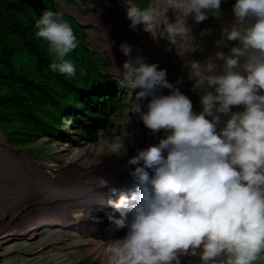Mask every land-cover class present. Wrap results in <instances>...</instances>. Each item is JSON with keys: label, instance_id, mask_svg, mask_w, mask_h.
Instances as JSON below:
<instances>
[{"label": "clouds", "instance_id": "clouds-1", "mask_svg": "<svg viewBox=\"0 0 264 264\" xmlns=\"http://www.w3.org/2000/svg\"><path fill=\"white\" fill-rule=\"evenodd\" d=\"M222 2L163 0L160 6L155 0L147 7L133 0L122 3L130 28L142 25L154 39L166 37L183 55L199 47L189 35L186 19L193 15L199 23L210 14L219 19L229 8L222 10ZM231 6L235 19L221 29L231 42L225 52L216 53L222 61L219 68L212 58L187 63L192 90L204 93L198 113L193 110L197 97L175 88L158 63L139 54L133 57L132 46L120 44L129 58L122 68L116 66L119 82L135 91L130 112L138 114L150 130L145 135L152 133L155 143L128 158V165L135 166L132 181L95 200L107 210L101 214V224L93 218L97 210L92 213L95 224L88 234H105L115 223L119 226L111 229V235L126 231L122 239L110 242L115 264H181L182 256L199 257L200 264L264 261V0H235ZM169 9L176 14L175 22L165 15ZM162 22L165 26L160 29ZM35 27V36L48 42L55 57L49 67L75 77V65L65 59L79 45L71 24L58 12L45 10ZM212 31L204 29L201 36ZM107 51L111 55L109 43ZM163 89L170 91L163 94ZM141 100H147L146 110ZM234 106L242 110L233 111ZM129 122L130 117L113 140L102 141L105 155L127 156ZM99 180L100 186H107L106 180ZM93 226L102 230L96 232ZM85 231L81 234L89 238Z\"/></svg>", "mask_w": 264, "mask_h": 264}, {"label": "rangeland", "instance_id": "rangeland-1", "mask_svg": "<svg viewBox=\"0 0 264 264\" xmlns=\"http://www.w3.org/2000/svg\"><path fill=\"white\" fill-rule=\"evenodd\" d=\"M67 1L69 4H67L64 0H53V3L50 0H41V8L44 7L46 9L47 7L48 10H53L54 7L52 5H54L58 10H62L65 13L73 16V18L80 24L88 26L89 28L86 30L88 38L85 40V43L89 45V48L93 52L94 59H99L100 64H102L103 61H106L108 63V67H106L107 69H101V71L104 74L109 75L111 78L117 79L119 81L116 66L122 68L124 59L122 58L123 55L121 54V50L119 49L120 47L117 45L118 43L116 41L121 39V37L126 38V36L124 35V33L128 34L126 24L124 21H122L123 19H117V21L121 20V22L118 21L116 26H119L121 28V30L123 31L121 33L123 34L120 33L119 38L115 36V34H112L114 32L110 28L107 33L111 36L112 39L109 40V36H107V33L103 30L100 31L101 28H97L95 19L92 16L101 14L106 25L110 27L111 24L115 21H112L114 19L113 16L115 15L114 8L118 7L119 4L125 5V3L118 2L117 4L112 5L107 1L101 3L102 0H98L99 2L95 1L94 3H89L90 0ZM133 1L141 7L150 6V4L148 5L147 3H144V0ZM234 1L235 0H223L221 8L223 9L224 5H228V10H232L231 4H233ZM153 2H155V0L151 1V5ZM228 10L222 13L220 19H222L223 15H225ZM74 11H78V16L75 15ZM174 18L176 19V14H172L169 21L174 22ZM215 19L216 17L211 14L209 15L208 19L199 23H196L191 15L186 19V25L188 27L191 24L193 27H196V36H192L194 37L193 43L195 45H200L204 37V35L201 36L202 30L208 29V26L212 24ZM164 26L165 25L162 22L159 25V28L163 29ZM128 37L131 38L129 34ZM128 40V42L130 43V39ZM159 40H166V42H164V48L163 50H161V52H167L169 53L170 58H175L170 61L172 68L168 67V65L166 66V62L164 63L166 66V68L164 69H167L166 79L170 83H172L175 88H179L186 95H189L192 98L197 97L196 112H200L202 109L200 97L204 93L200 90H192L194 80L188 79V66L187 63L184 64L181 59H179V54L177 51L178 45L171 44L170 41L164 36H160ZM108 43L111 45V50H115V53L117 54L116 56L119 59L118 61L114 60L113 55H110L108 53ZM191 60L200 61L199 48L195 52H190L189 61ZM184 66H187L186 70H184ZM162 91H164L163 94H168L170 90L165 89ZM195 93L197 94L195 95ZM126 95V101L124 100V105L122 107H120L118 103H116V106L118 105L117 108H119V116H111L110 121L103 126L101 125L100 128H98V130L93 133L94 136L92 137H86V139L79 138L78 132L70 130L68 128L66 131L61 133L57 140H54L51 137H41L32 142H25L23 144L14 146L8 143L3 133L0 131V143L3 147L10 151H14L19 155H27L30 158V162L27 164V167L30 168L32 172H34V168H39L42 169L47 175L54 176L62 173V171L67 168L70 169L71 165H75V168L73 169H77L76 171H82V169L91 170L92 166H101L105 164L106 161L104 160H108L110 157H116L114 155H105L106 145L102 141H111L115 137L120 135L129 117L130 122L126 125V130L127 134L131 137V141L137 139L135 135L139 137V134H143V136H145V133L150 131L144 126L137 113L130 112L132 106L136 102L135 91L127 88ZM140 104L142 110H146L147 100H141ZM232 110H242V106H234ZM7 137L11 139V136L9 135ZM126 138L127 136L125 137V139ZM0 158L1 160H3H0L1 187V180L3 177L1 173H4V170L10 169V166H15L16 162H14L11 158L7 159L8 157L3 158L2 155ZM98 160L99 163L97 165H94L95 161ZM17 164L18 167L22 166L19 161L17 162ZM22 171L25 173L23 176L25 177L24 184L27 183V186L33 185L37 187V184L35 185V182L36 180H38L39 176L33 175L31 172L27 173L24 169H22ZM20 177V172L11 171L10 179L12 182L9 179L8 184L13 183L14 181H16V179H20ZM8 203H10V198L8 197V195L1 194L0 224L1 220L3 221V223L11 221V219L19 214L20 210H22L26 206L32 205L34 203L37 204V200L32 201L30 198H20L14 205L10 206V204ZM89 221V225L95 224L93 221ZM65 232H62L61 236H58L56 239L52 240L47 238L45 239L44 237L47 232L46 230H41L38 234V238L28 242L27 244H23L22 241L17 240L9 242L11 244L8 243V245L5 244L0 247V264H110V260L115 261L112 252L106 255L102 252L93 250L90 240H88L87 237H84V235L80 233L81 231L78 232V230L73 231L72 229H70L66 230ZM90 232V230H86L85 235H88V233ZM105 234H102L101 236L108 237L107 234Z\"/></svg>", "mask_w": 264, "mask_h": 264}, {"label": "trees", "instance_id": "trees-1", "mask_svg": "<svg viewBox=\"0 0 264 264\" xmlns=\"http://www.w3.org/2000/svg\"><path fill=\"white\" fill-rule=\"evenodd\" d=\"M95 1L99 2L89 3ZM105 1L124 2L101 3ZM52 6L71 24L79 41L65 57L76 67L72 78L49 67L55 57L48 51V42L35 36V21L48 10L41 8V0H0V131L14 146L41 137L57 140L68 128L79 138L92 137L119 114L118 105L126 101L127 88L101 71L108 63L94 59L85 43L89 27Z\"/></svg>", "mask_w": 264, "mask_h": 264}, {"label": "bare ground", "instance_id": "bare-ground-1", "mask_svg": "<svg viewBox=\"0 0 264 264\" xmlns=\"http://www.w3.org/2000/svg\"><path fill=\"white\" fill-rule=\"evenodd\" d=\"M162 3L163 0H160V6H162ZM153 4L154 2L152 5ZM114 10L115 15L113 16L114 19L112 21H115L110 27L106 25L101 14L92 16L95 19L97 28H101L100 31L103 30L106 33L111 28L114 32L112 34H115V36L119 37L120 33L123 31L119 26H116L118 21L121 22V20L117 21V19H123L122 21L125 22L128 34L131 36V38L128 37L127 33H124L126 38L121 37V39L117 40V45L120 47L121 43H127L132 46L133 57L139 54L145 57L149 63H158L159 68L164 69L167 65L168 67L172 68L170 61L175 58H170L169 53L166 51V53L161 52V50L164 48V42H166V40L160 41L159 37L154 39L149 32L143 30L142 25H137L135 30L130 28L129 25L131 21L126 15V5L119 4L118 7L114 8ZM74 13L78 16V11H74ZM172 14H175L172 9H169L165 13L168 19H171ZM191 16L193 17V15ZM234 19L235 18L233 16L232 10H228L225 15H223L222 19L216 18L212 24L208 26V29H212L213 31L211 34L204 35L203 41L198 47L200 50L201 62H205L208 58H212L213 63L217 65V69L219 68V65L222 63V61L217 58L216 53L225 52L226 45L231 42L221 35V29L225 26H230ZM175 20L176 19L174 18V22ZM189 27L191 29L189 35L196 36V27L194 26V28L192 24L189 25ZM107 36H109V40L112 39L108 33ZM128 39H130V43L128 42ZM190 52L191 51H186L183 55L179 54V59H181L184 64L188 63ZM111 54L113 55L114 60H119L116 56L117 54L115 53V50H111ZM121 54L123 55L122 58L124 61L129 58L126 57L122 52ZM165 62L166 66L164 64ZM186 68L187 66H184V70H186ZM195 102L193 104L194 111L196 110ZM154 137L155 136H153L152 133L146 134L144 138L143 134H139L137 139L125 141L128 154L123 158L110 157L108 160H104L106 161L105 164L101 166H92L91 170L82 169V171H76L77 169H73L75 168V165H71L70 169L67 168L63 170L62 173L54 176L47 175L42 169L39 168H34V172H32L30 168L27 167V164L30 162V158L27 155H19L14 151L6 149L0 143V157L2 155L3 158L8 157L7 159L11 158L14 162H16L15 166H10V169L4 170V173H1L3 175L0 187L1 194L8 195L10 198V203L8 204H10V206L16 204L17 200L20 198H30L32 201L37 200V204L34 203L32 205L26 206L20 210L19 214L13 217L11 221L3 223L1 220L0 247L5 244L8 245L9 242H13L15 240L22 241L23 244H27L28 242L37 239L41 230H46L47 232L44 237L45 239L47 238L52 240L56 239L58 236H61L62 232L70 229L73 231L78 230V232L81 231L83 234V230H87L91 226L89 225V220L92 218V213L96 210L97 212L93 214V218H98L96 220V224H101V222L104 221V218H102L101 214L107 209L100 208L102 206L97 204L95 201L96 198H99L104 193H110V188L112 187L118 189L133 180L130 173L132 169H135V166L128 165V158L136 155L137 149H143L149 144H154L155 142H152ZM18 161L22 165L21 167H18ZM98 163L99 160L95 161L94 165H97ZM22 169H24L27 173L31 172L33 175L39 176L38 180L35 182L37 187L33 185L27 186V183L24 184L25 177L23 176L25 173L22 171ZM11 171L20 172L21 177L18 180L16 179V181L13 183L8 184ZM99 178L106 180L108 182L107 186H100ZM117 194L112 195L110 198L115 200L114 198H116ZM111 211H113L111 213L112 215H117V217L119 216L118 213L114 212L113 208H111ZM118 226L119 225L115 223L110 228L105 227L109 228V231L105 232L108 237L104 236L105 238L101 236V232L98 231L102 230L99 229L100 226H93V230H96V232L98 231V235H94L93 232L88 234V236H90L88 240L91 242L92 249L102 252L106 255L110 254L112 252L110 248V242L117 239H122L126 235L125 230H123L120 235L119 233H116L115 235V232L112 235L110 234L111 229L112 231H115ZM105 228H103V230H107ZM110 264H115V261L110 260ZM181 264H200V258L195 256H182Z\"/></svg>", "mask_w": 264, "mask_h": 264}]
</instances>
